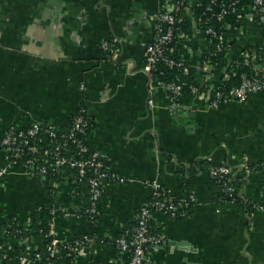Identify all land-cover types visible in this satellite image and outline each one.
I'll list each match as a JSON object with an SVG mask.
<instances>
[{
  "label": "crops",
  "instance_id": "1",
  "mask_svg": "<svg viewBox=\"0 0 264 264\" xmlns=\"http://www.w3.org/2000/svg\"><path fill=\"white\" fill-rule=\"evenodd\" d=\"M168 1L175 0H0V132L34 122L62 129L84 112L92 121L86 142L109 175L92 222L61 212L82 210L86 203L74 177L62 173L53 183L12 169L0 180V258L16 249L21 256L14 264H23L21 257L44 251L46 236L32 230L30 217L54 208V238H94L77 249L73 264H127L113 241L136 224L157 182L171 201L192 196L194 202L176 218L151 216L149 227L165 244L146 249L150 262L264 264V212L258 208L264 192L254 169L264 160V93L212 110L202 96L172 106L164 87L150 82L143 57L155 14ZM185 14L190 42L175 50L202 94L225 79L243 52L264 51L262 26L242 19L230 32L222 65L207 81L201 70L207 44L194 15ZM110 38L117 41L115 56L102 49ZM209 166L229 169L239 202L222 198ZM10 221L28 233L26 239L6 236Z\"/></svg>",
  "mask_w": 264,
  "mask_h": 264
},
{
  "label": "built area",
  "instance_id": "2",
  "mask_svg": "<svg viewBox=\"0 0 264 264\" xmlns=\"http://www.w3.org/2000/svg\"><path fill=\"white\" fill-rule=\"evenodd\" d=\"M169 2V1H168ZM165 3L160 10L155 14V28L152 40L145 46L144 71L147 73L151 83H157L164 87L172 106L178 104V98L181 92V86L175 83H163L153 75L157 63H162L169 69L186 70V61L181 58L179 61L170 57L171 51L169 45L178 43L188 46L191 34L182 31L180 25L183 18L178 15V12H191L189 6L193 4V0H175L174 2ZM215 5V0L209 2ZM187 4V7H185ZM236 2L230 1L228 5L221 4L219 13L215 18L221 20L225 15L232 12L235 13ZM211 10L210 7L207 8ZM239 17L264 24V0H254L252 4L243 5L238 10ZM193 15L194 13L191 12ZM197 32L201 35V29L204 23L195 18ZM204 35L207 37L206 49L214 41L215 47L211 56H217L219 53H224L226 56L228 39L222 34L215 31L212 27L204 28ZM103 51L108 56H115L118 53L117 41L114 38L106 39L102 43ZM205 49V51H206ZM248 65L251 78L246 75H241V82L238 86L230 88L226 93L220 91L207 92L202 94L199 89L190 86V92L193 97L202 96V100L206 102V108L212 110L219 105L227 102H244L252 93H264V57L256 58L250 53L243 52L228 68L233 65H238V62ZM216 65L210 62L205 57L201 60V70L207 81L211 80L214 75ZM224 80L234 76L233 70H227ZM223 82V81H222ZM222 82L219 85H222ZM148 104L152 106V101ZM87 123L81 115L76 116L68 133L58 136L52 125H47L39 122H34L26 128L16 126L0 132V152L3 155L4 165L0 167V180L7 175L12 169L21 170L24 173L32 175H42L50 178L53 183H56L63 171L62 168L69 167L77 170V177L74 178V183L81 187L82 179L88 174L91 177L88 180V201L85 203L82 210L66 211L62 210L63 216L80 219L82 215H87L90 218L98 214L96 204L102 196V187L109 179L108 171L105 168L101 156L92 151L86 142ZM80 136V138L78 137ZM49 138L48 144H45V138ZM257 172L263 181L264 192V162L260 164ZM208 174L217 184L219 191L230 198L236 193V188L230 181L229 169L224 166H210ZM262 175V176H261ZM153 190L152 197L140 208L136 218L135 228L129 235L126 232L114 239L113 244L119 253L127 259V264H154L146 257V249L149 246L160 247L165 244V238L162 234H153L149 227V221L154 213H161L171 218H176L182 214L184 209L189 204L194 202V198L190 196L185 202H173L166 195L164 189L157 182L151 183ZM82 189V188H81ZM234 203V200L230 201ZM260 211L264 212V200L258 206ZM56 211L51 208L52 218ZM13 221H10L5 226L4 233L7 234L11 228ZM30 224H28L29 226ZM27 227V225H26ZM52 236L49 244L45 245L44 252L48 260L54 259L58 255L60 247L69 249L67 243L54 238V233L51 229L46 235ZM94 242L91 236H83L75 241L77 249L85 248ZM6 254L0 258V263L4 264ZM40 259V254L34 253L20 258L23 264H34ZM49 264H54L52 261Z\"/></svg>",
  "mask_w": 264,
  "mask_h": 264
},
{
  "label": "trees",
  "instance_id": "3",
  "mask_svg": "<svg viewBox=\"0 0 264 264\" xmlns=\"http://www.w3.org/2000/svg\"><path fill=\"white\" fill-rule=\"evenodd\" d=\"M210 1L211 0H193V4L191 6H189L190 11L194 13V17L199 19L200 22L205 24V25H203V27L201 29V36L205 40L207 39V37L204 35V28L207 26L212 27L218 33H222L226 37V39H228L230 36V32L234 29L239 28L242 25V18L239 17L238 10L241 9V7L243 5L252 4L254 0H215V5H211L209 3ZM230 1L236 2L235 13L230 12L227 15H225L221 20H217L214 15L219 13L220 5L221 4L228 5L230 3ZM185 7H187V4H185ZM208 7H210L211 10H208L207 9ZM178 15L183 18V22L180 25L182 31L186 32L187 34H191L192 29L190 28L188 21L186 19L185 11L183 9H181L178 12ZM261 26L263 28V34H264V24H262ZM215 44L216 43L213 41L211 43V45L208 46L206 51L205 50L203 51V54H202V59L207 57L210 60V62H212L213 64L216 65L214 73L222 65V62L225 59L224 53H219L217 56H211L212 52L214 51ZM169 47L171 49V51L169 53L170 57L179 61L181 59V57H179V55L177 54V52L175 50V44H170ZM250 51H251V49H250ZM252 51H255V53H252V52H248V53L255 56L256 58H258V57L263 58L264 57V51H260L257 49H253ZM227 70H229V71L233 70L234 76L227 79V80H223L222 85H218V86L214 87L211 90V92L220 91V92L226 93L230 88L236 87L240 84L241 75L244 74L248 78L252 77L249 66L244 65L241 61L238 62L237 66L233 65L231 68H228ZM153 75L155 77H157V79L163 83H175L176 85L181 86V92H180V96L178 98V102L180 101L181 98H188V97L193 96L190 92V89H189L190 86H194L197 89H199V84L194 82L193 79H191L188 75L185 74V67L180 68V69H176V68L169 69V68L165 67L162 63H157L156 69L153 72ZM79 115H81L82 118L87 123L86 135L88 136L89 132L92 129V121L84 112L80 111V112H77L70 117L69 123L66 127L62 128V129H57V128L55 129V132L58 136V139H59V135L68 133V131L70 130V128L72 126L74 118L76 116H79ZM78 137L80 138V136H78ZM48 142H49V138L46 137L45 138V144H48ZM102 161H103V159H102ZM263 162H264V160L261 161L260 163H258L254 167L255 171L258 170V167ZM105 168H106V166H105ZM62 171H63V173H65L68 176H72L74 178L77 177V170L76 169H70L69 167H64V168H62ZM90 177L91 176L87 174L82 179V182H81V187H82L83 192L86 196V202L88 201V191H89L88 180ZM262 186H263V181H262ZM220 195L222 196V198L225 201H227L229 203L232 200H234V203L239 202V200H240L237 192L234 193L232 198L223 195L221 192H220ZM177 203H179V202H177ZM96 207H97L98 214L93 215L92 218H90L87 215H82L81 219L83 218L84 220L96 222L98 219L99 213H100L99 203L96 204ZM30 220H31L32 230L34 232H36L37 234H41V235L46 236L49 233L50 221L52 220L51 208H42V209L37 210L36 212H34L32 214V216L30 217ZM11 223H12L11 228L8 231V233L6 234V236L13 238V239H21V240L26 239V236L28 233L25 230H23V228L20 227L15 221H13ZM134 228H135V225L133 227H131L130 229H126L127 233L130 235ZM151 233L157 234V233L153 232L152 230H151ZM51 239H52V236H48L45 240V245L49 244ZM75 241H76V239L67 242V245L69 246L70 250L69 249H62V247H60L58 255H56L54 257V259H52V260L47 259L44 251L39 252L40 259L36 260L34 264H49L50 261H52V263H54V264H73L72 260L76 256V251H77V248L75 247ZM20 256H21V254L19 253V251L16 249H13L11 252H9V256L4 261V264H14L15 260L17 258H19ZM126 262H127V260H126Z\"/></svg>",
  "mask_w": 264,
  "mask_h": 264
}]
</instances>
